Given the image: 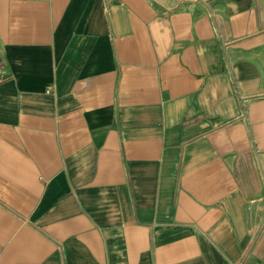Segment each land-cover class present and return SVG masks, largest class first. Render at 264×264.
Masks as SVG:
<instances>
[{
  "label": "crops",
  "instance_id": "1",
  "mask_svg": "<svg viewBox=\"0 0 264 264\" xmlns=\"http://www.w3.org/2000/svg\"><path fill=\"white\" fill-rule=\"evenodd\" d=\"M0 58V264H264V0H0Z\"/></svg>",
  "mask_w": 264,
  "mask_h": 264
},
{
  "label": "built area",
  "instance_id": "2",
  "mask_svg": "<svg viewBox=\"0 0 264 264\" xmlns=\"http://www.w3.org/2000/svg\"><path fill=\"white\" fill-rule=\"evenodd\" d=\"M4 69H5L4 62L0 58V74H3ZM263 179H264V171H263ZM256 204H257V210H258L257 218H260V216L263 215V212H264V199H261ZM254 223H255V221H254Z\"/></svg>",
  "mask_w": 264,
  "mask_h": 264
}]
</instances>
